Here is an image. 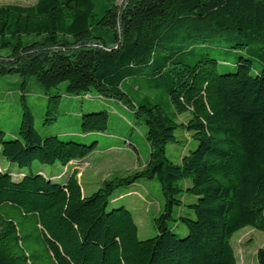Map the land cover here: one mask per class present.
<instances>
[{
    "label": "trees",
    "instance_id": "16d2710c",
    "mask_svg": "<svg viewBox=\"0 0 264 264\" xmlns=\"http://www.w3.org/2000/svg\"><path fill=\"white\" fill-rule=\"evenodd\" d=\"M12 75L20 123L9 138L0 125V153L26 170L0 169V264H238L235 233L264 232V0L3 4L0 77ZM63 96L75 120L56 131ZM138 124L148 159L87 193L73 163L102 150L99 134L113 140L103 150L137 153ZM144 180L163 204L140 239L122 189Z\"/></svg>",
    "mask_w": 264,
    "mask_h": 264
},
{
    "label": "rangeland",
    "instance_id": "374dc122",
    "mask_svg": "<svg viewBox=\"0 0 264 264\" xmlns=\"http://www.w3.org/2000/svg\"><path fill=\"white\" fill-rule=\"evenodd\" d=\"M35 1L36 0H0V5L8 3L29 5ZM117 2L124 5V7L127 5V0H117ZM16 81H19V78L16 75L0 77V125L5 131L6 138L14 137V132H16L20 123L21 105L19 101V91L14 85ZM64 85L65 84H62V87ZM38 96H41L38 87L31 86L27 98L29 103L34 106L35 124L42 130L41 125L44 109L40 106ZM62 100H65V102L60 103V108L65 112H61V114L58 115L56 114L57 121L53 124L54 128L52 127L56 131L58 129H66L68 124H73L75 120L74 116L68 114V111L72 112L75 107L72 104H68L66 97L63 96ZM75 103L78 104V102L73 101V104ZM42 110L43 113L41 112ZM119 112L125 113L127 116V118H122L121 115L116 114L117 117L119 116L118 118L120 122L122 121V123H124L126 121L127 123V120L133 119V116L130 113L121 110V108H119ZM61 120H63V123ZM65 120L66 122H64ZM122 123H119L114 116H109V126L111 129L123 125ZM142 131H144V125L138 124L136 131L133 133L134 140L138 141L137 153L124 148L103 150L104 148H107L113 140L107 136L99 134L97 136L98 144L102 150L93 153L87 161L73 163V169L76 168L79 171L77 175L78 180L81 182L87 193L99 188L104 180L130 173L139 169L141 165L144 164L149 156V147L141 137ZM190 146H194L193 141ZM174 147L175 145L172 144H169L166 147L167 154L173 156V158H175L172 154V149ZM60 168L62 169L58 163H55L54 165H46L35 162L33 165L34 171L43 170L48 173L52 171L57 172ZM0 169H8L12 172L26 170L21 169L15 163L7 161L1 153ZM122 190H125L126 192L122 200L131 210L137 223L138 237L140 239H145L155 236L157 234V229L154 218L158 216L159 210L163 204V195L158 182L156 180H144L138 184L125 187ZM182 212H184V210H181V213ZM179 228L181 230L185 229L181 224H179ZM178 230L175 229V231ZM232 243L238 259V264H258L256 253L258 248L264 247V232L251 227H245L235 233Z\"/></svg>",
    "mask_w": 264,
    "mask_h": 264
}]
</instances>
